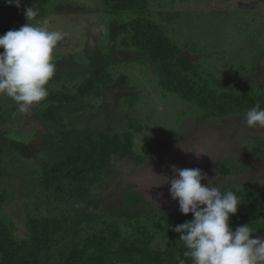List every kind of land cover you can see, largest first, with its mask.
I'll list each match as a JSON object with an SVG mask.
<instances>
[{
	"label": "trees",
	"instance_id": "16d2710c",
	"mask_svg": "<svg viewBox=\"0 0 264 264\" xmlns=\"http://www.w3.org/2000/svg\"><path fill=\"white\" fill-rule=\"evenodd\" d=\"M102 1L112 15L131 13L130 19L111 29L110 40L142 52L154 65L163 89L198 108L203 118L243 116L257 103L264 108V86L234 81L232 73L208 70L203 58L183 54L156 19L149 0ZM51 2L21 0L17 7L0 0V35L23 26L28 8L38 13L32 19L40 20ZM257 10L263 11L257 8L255 14ZM251 20L256 21V17ZM242 24L244 35L249 24ZM109 65L103 62L89 69L74 94L68 90L51 92V104L43 117L55 119L56 108L80 97L99 98L103 88L114 81ZM1 96L0 264H178L177 256L191 264L190 258L184 257L187 249L179 240L180 233L174 231L175 225L193 219L191 213L172 216L150 209L142 194L129 191L126 203L112 202L109 194H102L105 172L113 160L136 152L135 136L143 129L136 119L128 121L124 132L113 128L72 131L75 139L67 144L53 138V133L48 137L42 132L37 139L40 149H49L41 162L33 158L31 147H21L11 139L17 135L31 146L35 136L21 126L8 134L1 125L5 116L14 114L3 110ZM136 99L127 102L132 104ZM19 114L22 111L17 109L13 116ZM221 173L228 175L231 169ZM225 190L234 191L241 203L239 211L230 217V227L235 230L250 224L253 237L264 233V188L229 183L221 189Z\"/></svg>",
	"mask_w": 264,
	"mask_h": 264
},
{
	"label": "rangeland",
	"instance_id": "374dc122",
	"mask_svg": "<svg viewBox=\"0 0 264 264\" xmlns=\"http://www.w3.org/2000/svg\"><path fill=\"white\" fill-rule=\"evenodd\" d=\"M149 2L156 19L183 54L203 58L208 70L232 73L234 81L264 86V0ZM103 5L102 0H52L46 15L31 23L66 33L54 49L56 73L47 85L49 95L63 90L76 93V85L89 75V69L103 62L110 63L113 83L103 88L99 98L80 97L56 108L52 120L43 117L51 104L49 95L16 117L18 104L2 95L3 110H8L7 114L14 111L3 118V128L10 134L21 126L35 136L31 146L17 135L11 139L21 147H31L33 158L42 162L49 149H40L37 139L42 132L48 137L53 133V138L67 144L75 139L72 131L113 128L124 132L128 121L136 119L143 128L135 136L136 152L113 160L105 172L104 193L100 192L109 194L115 203H126L128 191L142 194L145 206L172 216L182 215L178 201L170 195V184L164 183L165 176L174 175L173 165L201 169L220 190L229 183L264 188V129L246 128L245 115L205 119L198 108L164 90L154 65L142 52L110 40L111 29L130 19L131 13L115 16ZM257 8L263 11L255 14ZM254 17L256 21L251 20ZM246 21L249 25L242 35L244 30L240 29ZM27 23L26 18L24 25ZM133 97L138 99L129 104ZM194 151L200 152L199 157ZM228 167L231 173L222 174ZM202 183L208 184V180ZM255 237L264 238V233Z\"/></svg>",
	"mask_w": 264,
	"mask_h": 264
},
{
	"label": "clouds",
	"instance_id": "9594fccd",
	"mask_svg": "<svg viewBox=\"0 0 264 264\" xmlns=\"http://www.w3.org/2000/svg\"><path fill=\"white\" fill-rule=\"evenodd\" d=\"M21 6V0H6ZM29 23L0 35V95L13 99L21 111L44 101L49 95L47 85L56 73L54 49L66 33L34 26L38 15L32 7L25 11ZM244 126L264 129V108L257 103L247 110ZM195 152V151H194ZM199 157L200 152H195ZM165 176L170 195L177 200L182 214L193 219L174 226L183 241L184 257L191 264H264V238L253 237L250 224L230 227V217L241 205L234 191H221L199 168H177ZM208 180V184H203ZM178 264H186L177 256Z\"/></svg>",
	"mask_w": 264,
	"mask_h": 264
}]
</instances>
